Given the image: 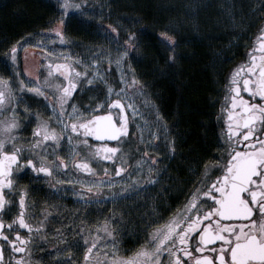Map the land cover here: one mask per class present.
Returning <instances> with one entry per match:
<instances>
[{"label":"snow or ice","instance_id":"obj_1","mask_svg":"<svg viewBox=\"0 0 264 264\" xmlns=\"http://www.w3.org/2000/svg\"><path fill=\"white\" fill-rule=\"evenodd\" d=\"M86 3L87 0L82 3L60 0L59 24H64V17L70 10L83 11ZM261 6L264 7V3ZM235 7L233 4L227 9L234 23ZM108 27L112 32L117 31L112 25ZM52 31L61 42L65 40L60 27ZM161 36L166 38L173 50L169 59L174 60L175 37L167 32L161 33ZM134 37V33L129 34V41ZM8 55L13 67H16L17 47L12 46ZM127 56L125 45L123 51L117 48L114 61L111 52L103 50L89 62L73 59L53 64L49 59L48 76L59 74L63 83L56 85L59 92L56 101H48L52 116L45 120L38 113L34 114L36 124L31 140L25 143L21 142L24 128L18 115L23 93L27 90L48 100L47 94L38 83L39 77L36 81L26 82L20 79L19 72L12 77L0 76V239L12 252L8 264H13V261L14 264H39L32 257V242L45 227L41 220L34 224L28 221L27 217L34 214L28 212L31 205L26 201L27 191L18 186L15 176L28 168L34 173L51 176L59 169L75 167L96 177L97 170L87 159H76L81 147L89 148L101 161L120 159L119 147L108 143L92 146L87 138L96 137L100 141L107 138L119 145L129 134L125 109H131L133 116L140 114L134 97H128L126 91L128 88H132L134 94L137 91L139 82L134 71L130 82L121 77L125 87L116 93L127 97L130 101L127 104L121 99H111L116 90L107 85L100 72L105 60L119 66ZM81 65L83 71L79 70ZM97 81L105 84L109 95L103 102L97 101L81 108L74 93L88 86L97 87ZM140 92L142 94V86ZM241 92L250 99H245ZM256 99L261 102L256 103ZM98 111L103 114H96ZM25 113L31 114L27 108ZM220 113L226 117L227 133L222 130L223 140L218 144L219 158L204 167L203 187L195 188L185 204L167 219L161 216L149 222L143 229V237H138L137 247L124 248L121 243L122 227H117L110 217H105L102 224L97 223L95 231L89 228L88 234H85V227L81 224L78 239L67 241L62 234L58 235V240L65 243L64 248H58L57 252L68 250L71 254V248H82L80 264H264V22L248 49V60L232 73ZM239 145H243L244 150H239ZM62 151H66L68 159L73 161L71 165L59 155ZM170 151H174V145ZM138 163L141 170L144 163H149L147 177L150 181L146 182H155L159 174L158 158L150 156L145 150ZM114 167L117 176L125 171L120 164ZM210 167H215L220 173L214 179L209 177ZM103 171L106 176L108 170L105 168ZM154 172L156 175H153ZM81 183L84 184L83 181ZM138 183L133 179L131 188H137ZM93 184L97 190L105 185L110 188L112 180L96 179L84 184L88 193H92ZM52 188L55 189L56 185L53 184ZM12 195H17L18 201H13ZM111 198L116 199V193H112ZM93 201L100 203L95 197L86 202ZM13 209H17L15 214L6 221V214ZM21 230H27V234L22 235ZM16 254H27V258ZM0 264H4L3 243H0ZM68 264H72L70 259Z\"/></svg>","mask_w":264,"mask_h":264},{"label":"flooded vegetation","instance_id":"obj_2","mask_svg":"<svg viewBox=\"0 0 264 264\" xmlns=\"http://www.w3.org/2000/svg\"><path fill=\"white\" fill-rule=\"evenodd\" d=\"M44 1L50 3H60V0ZM58 10H60V8L57 9V12ZM260 17H262V22H264V15ZM58 19L59 18H57L56 21L49 23L45 30H39L29 34L26 37L17 40L7 49L0 50V76L6 78L12 77L14 73L19 72L20 79H24L26 82L28 80L36 81L37 77H39L38 83L41 85L42 91H44L48 97V100H45L42 96H38L35 93L28 92L27 90L24 91L20 100V111L18 113L21 119L22 127L24 128L21 132L22 143L31 140L32 129L36 124V117L34 114L38 113L42 119H49V117L52 116V112L51 105L48 101L55 102L59 96L56 85L63 83V78L59 77V74L56 73H54L51 77L48 76L49 59H51L53 64L72 61V57L69 55L68 50L64 49L67 48V45L59 44L60 39L57 37V34L52 31L53 29L60 27L63 31L64 37L66 36V26L64 28L61 27V25L58 24ZM74 40L80 41L77 39ZM63 42L69 41L65 39ZM252 43L253 39H251L246 46H243L241 42L236 44V49L231 51L228 62L226 63L224 69L220 71L216 81L217 86L213 109V119L215 124V144L213 151L214 161L217 160L220 155L218 151V144L223 140V136L221 135L222 130L224 134L227 133L226 117L220 113L221 105L224 101L225 95L227 94L232 73L238 66L248 60V49L252 46ZM12 46L17 47L16 67H13L10 56L8 55ZM62 47L64 48L62 49ZM107 77L106 73L104 80L107 82V85L116 90L111 94V99H120L115 96L121 89L120 82L117 81L115 84H111L107 81ZM96 83L98 86L95 88L88 86L87 89L79 90L74 93L76 102L81 106V108H86L89 104H94L97 101L103 102L109 95L107 87L103 82L97 81ZM241 95H243L245 99H250L246 93L241 92ZM121 101L124 103L123 100ZM110 102L111 101L109 100V103ZM250 102L252 101L250 100ZM255 102L260 103L261 101L256 99ZM25 108H27L31 114L26 115ZM96 114L102 115L103 112L98 111ZM113 114L114 116L116 115L115 109H113ZM125 114L127 115L129 121V134L123 137V140L119 145H117L116 141L109 140L107 138L104 141H100L98 139L95 140L90 137L87 138L88 144L92 146L108 143L110 146L119 147L121 149L120 159H114L113 161H101L89 148L81 147L79 149L80 155L77 156L76 159H87V162L97 170L96 177H92L88 173L78 171L75 167L59 169L51 176L44 173H34L30 168H28L14 177L18 186L26 189L27 191L26 201L29 205H31V207L28 208V212L34 214L27 217L28 221L34 224L37 220H41L45 225L44 230L32 242V257L33 260L39 262V264H60L56 261H51L50 256L59 253H69L68 250L57 252L58 248H64L65 243V241L58 240V235L62 234L67 241H70L75 238L72 233L76 235L79 233L81 224L85 227V234H88L89 228H91L92 231H95L97 223L99 222L102 224L104 221L103 218L109 217L108 203L111 197V191L115 190L122 183H124L126 176L131 174V169H133L134 166L137 167L140 165L138 162L141 160V156L146 150V147L140 139L138 130L136 129L134 121L131 119L127 108L125 109ZM27 121L31 122L28 123ZM53 126L55 125L53 124ZM81 139H83V137H81ZM239 150H244L243 145H239ZM59 155L64 156L66 162L70 165L73 163L72 160L68 159L66 151L60 152ZM210 158V164L212 165L213 160ZM51 159L52 157L49 156V160ZM121 160L123 161L122 164L120 163ZM209 160L207 159V161ZM115 164H120V166L125 169V171L120 173L119 176L115 174ZM105 168L108 170L106 176L103 171ZM104 178L112 180V187L109 188L105 185L97 190V187L93 184L92 193H88L84 184L96 179ZM81 181H83L84 184H82ZM201 182L202 181L200 180L191 189V183H187L178 194V197L175 198V201L173 198L170 200L168 198L166 204L168 207L167 214L164 218L167 219L169 216L173 215L177 209L181 208L185 204L190 193L195 188L203 187ZM53 184L56 185L55 189L52 188ZM93 197L100 200V203H96L95 201L92 203L86 202L92 200ZM11 199H13V201H18V196L12 195ZM76 205L85 207V209H81L79 213H77L76 210L70 211V208H74ZM16 210L17 209H13L12 212L6 214V221L15 214ZM65 223H67V225H64ZM21 234H27V230H21ZM0 243L4 244V264H8L12 252L9 246L2 239H0ZM137 246L138 243H134L132 241L130 243L126 242L123 245L124 248H135ZM209 247H211V245H209ZM83 251L84 250L82 248H71V254L77 253L81 255L80 260L73 264H80L83 259ZM16 255H24L25 258H27V254Z\"/></svg>","mask_w":264,"mask_h":264},{"label":"rangeland","instance_id":"obj_3","mask_svg":"<svg viewBox=\"0 0 264 264\" xmlns=\"http://www.w3.org/2000/svg\"><path fill=\"white\" fill-rule=\"evenodd\" d=\"M75 2L82 3L83 0H75ZM109 3L110 0H87L83 11L70 10L69 14L64 17L65 22L61 27L64 28L70 15L75 14V18L80 24L89 27L87 35L90 34L92 39L91 41L81 39L75 41V38L66 34L65 39L69 42L59 41V44L67 45V48L62 47V49L68 50L72 60L79 59L89 62L93 56L98 55L103 50L110 51L114 61L118 47L120 51H123L125 45H127L128 56L130 48L134 49V39L129 41L130 33L125 28L124 19L119 15L108 19L110 17ZM262 3H264V0H180V8L177 11L178 16L174 15L173 19L169 21V35L175 37V57L180 48L178 39L191 38L196 41L204 39L220 41L219 47L211 52V66L214 70L213 74H215L222 67V63L226 61V55H228L230 49L235 50L238 42L246 46L257 34V30L262 23V17L260 16L264 15ZM233 4L236 5L234 9L235 23L227 11ZM208 10L214 11L216 18L210 21L205 28L201 24V21H203L201 17L206 16L209 13ZM109 25H112L117 31L112 32L108 27ZM92 29L94 34L90 32ZM172 54L173 50L169 47V57ZM128 56L124 58L119 66L115 62L108 63L105 60L100 68L103 76L107 73V81L111 84L119 81L121 89L125 87L121 80L122 76L127 81H131V74H128ZM169 61L172 60L169 59ZM79 70L83 71V65L80 66ZM141 86L142 94L140 92ZM136 88L135 94L132 88H128L126 91L128 97H134V103L140 114L133 116L132 110L127 109L148 154L158 158L159 174L156 176L155 182H146L150 181V178L147 177L149 163L143 164V170H141L140 165L134 166L131 169V174L126 176L124 183L111 191L110 194L116 193L117 198L112 199L110 197L108 203L109 217L117 227H122V246L126 242L136 243L138 237H143V229L147 227L149 222L157 217H165L168 208L166 205L167 199L173 198L175 201V198L178 197V194L187 183H191V189L200 180L205 181L204 167L206 164L211 165L209 159V161L199 162L198 165L195 164V161L193 163L192 160L182 162V155L177 149L173 129L163 122L152 94L146 90L144 85L139 84ZM115 96L123 100L125 104L130 102L125 96L117 94ZM157 117H159V123H157ZM157 136L159 139H157ZM213 137L215 140V129ZM148 145H155V147H147ZM173 145L174 151H170ZM212 155L210 159L214 161V154L212 153ZM179 165L184 168V176H180L177 172ZM218 174L219 172L215 168L210 167L209 177L211 179H214L215 175ZM153 175H156V173L154 172ZM133 179L139 181L137 188H131ZM81 209L84 210L85 207L76 205L74 208H70V211L76 210L79 213ZM64 225H67V223ZM72 235L75 238L79 237L78 234L72 233ZM80 257L81 255L77 253H59L50 256V260L60 264H68L70 259L73 264L78 262Z\"/></svg>","mask_w":264,"mask_h":264},{"label":"trees","instance_id":"obj_4","mask_svg":"<svg viewBox=\"0 0 264 264\" xmlns=\"http://www.w3.org/2000/svg\"><path fill=\"white\" fill-rule=\"evenodd\" d=\"M59 8L58 3L44 0H0V50L29 34L45 30L57 20ZM179 8L180 0H110L108 19L121 16L126 30L135 34V47L130 48L127 61L128 74L132 78L134 71L139 84L152 94L163 122L173 129L182 162L192 160L198 165L214 151L216 81L233 49L213 74L211 52L219 47L220 41L182 38L178 39L180 48L176 57L170 62L169 45L161 33L169 34V21L178 16ZM208 12L200 16L205 28L216 18L214 11ZM66 24L67 35L92 40L87 35L89 27L80 24L75 14L70 15ZM93 31L90 30L94 34ZM183 171L179 165L180 176H184Z\"/></svg>","mask_w":264,"mask_h":264},{"label":"water","instance_id":"obj_5","mask_svg":"<svg viewBox=\"0 0 264 264\" xmlns=\"http://www.w3.org/2000/svg\"><path fill=\"white\" fill-rule=\"evenodd\" d=\"M90 138L95 139V140L97 139L96 137H90Z\"/></svg>","mask_w":264,"mask_h":264}]
</instances>
